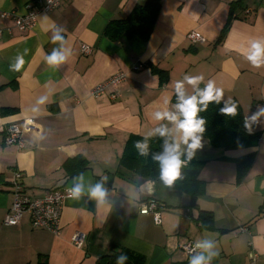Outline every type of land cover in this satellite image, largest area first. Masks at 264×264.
Listing matches in <instances>:
<instances>
[{
  "label": "crops",
  "instance_id": "1",
  "mask_svg": "<svg viewBox=\"0 0 264 264\" xmlns=\"http://www.w3.org/2000/svg\"><path fill=\"white\" fill-rule=\"evenodd\" d=\"M29 1L0 0V264H39L44 258L47 264H94L113 245L142 254L143 264H189L181 245L205 238L215 241L218 252L211 263L247 264L252 243L258 264H264V117L253 125L252 132H260L254 146L224 148L203 136L192 158L200 165L202 186L194 203L188 192L121 161L131 137L143 138L160 124L172 127L152 114L174 110L173 85L185 74H202L204 83L215 80L243 115L254 103L264 105V67H252L242 55L252 39L264 37V0H160L146 39L104 33L109 21L126 17L145 0H61L20 31L14 15L23 14ZM228 17L229 27L218 40ZM53 22L65 29L63 47L70 51L56 68L45 60L60 47L51 41ZM190 31L204 40L191 42ZM84 45L90 53L82 52ZM25 49L23 68L10 71L9 64ZM139 63L142 67L135 69ZM156 68L164 71V80ZM118 71L125 77L116 87L90 95ZM186 91L190 94L191 87L186 85ZM166 97H171L168 104ZM41 98H46L43 103ZM27 118L32 119L28 129L23 128ZM11 123L22 129L21 147L4 141ZM250 153V164L238 177L237 159ZM75 156L87 162L77 173V162L65 165ZM15 172L31 199L73 187L83 173L85 194L64 200L59 234L33 228L28 214L17 225L3 223L13 201ZM102 177H107L108 196L100 205L87 189ZM147 200L157 202L159 222L151 213H139ZM202 213L209 217L205 225ZM240 226L248 231H238ZM77 231L84 235L80 246L72 241Z\"/></svg>",
  "mask_w": 264,
  "mask_h": 264
},
{
  "label": "clouds",
  "instance_id": "2",
  "mask_svg": "<svg viewBox=\"0 0 264 264\" xmlns=\"http://www.w3.org/2000/svg\"><path fill=\"white\" fill-rule=\"evenodd\" d=\"M63 31L65 29L57 27L53 22L51 41L59 44L60 47H55L51 53L46 54L45 60L50 67L56 68L65 63L70 55V51L63 47L65 43V37L61 34ZM27 53L28 49H25L23 53H18L15 61L9 64V70L20 71L25 64L24 57ZM242 55L252 67H264V37L252 39ZM204 81L205 77L202 74H185L182 79L175 81L173 85V93L176 97L174 110H158L152 114L155 120L168 121L172 127L167 124H160L141 140L135 142L138 155L146 157L149 154V139L155 136L164 138L162 151L153 154L152 159L159 165V179L165 186H171L175 181L182 178L181 169L186 161L181 157L186 156L187 160H191L196 151L202 148L206 120L199 114L206 112L209 104L220 105L222 103L223 106L219 108V113L224 116L235 118L239 115L237 101L231 97L225 99L224 89L217 86L215 80L208 79L206 83ZM202 83H204L203 88L200 87ZM186 85L192 89L190 94L186 91ZM45 99L41 98L40 102L43 103ZM170 102L171 97H166L164 103L168 104ZM260 117H264V105H257V111L244 119V127L252 132L253 125L257 123ZM74 179L76 181L74 186L66 191L69 199L79 200L85 194L83 173ZM106 179L107 177H102L101 182L91 185L87 189L88 197L100 205L105 203L108 196V190L104 186ZM149 191H151V188H149ZM215 248V241L211 239L197 240L194 249L200 251L190 257L189 264H211L212 259L218 255ZM126 261H128V256L125 253H121L116 257V264H126Z\"/></svg>",
  "mask_w": 264,
  "mask_h": 264
},
{
  "label": "trees",
  "instance_id": "3",
  "mask_svg": "<svg viewBox=\"0 0 264 264\" xmlns=\"http://www.w3.org/2000/svg\"><path fill=\"white\" fill-rule=\"evenodd\" d=\"M159 6L160 0H145L143 3H138L126 17L109 21L104 28V33L111 38L124 34L127 37L138 36L142 39H146L152 32ZM229 21L230 17H228L226 23L222 27L218 40L224 37L229 27ZM155 71L160 74L163 80L165 79L166 76L164 71L158 68H156ZM163 74L164 78L162 76ZM200 87L203 88V86ZM174 101L176 102L175 96ZM222 106V103L220 105L211 103L206 112L199 114L206 120V131L203 136L208 138L215 146L224 148L254 146L260 136V132H249L244 127L243 113L239 104V115L235 118L220 114L219 108ZM141 139L142 137H131V139L128 140L121 161L129 163L135 171L141 174L159 177V165L152 159V156L162 151L163 138L155 136L149 139V154L146 157L138 155V151L135 147V142ZM251 157L252 154L250 153L237 159L238 177L244 174V171L250 164ZM181 158L186 161L181 169L182 178L175 181L172 186L181 191L188 192L191 195V203H194L196 195L202 191V186L197 178L200 165L193 159L187 160L186 156H182ZM76 162L79 165L76 167L74 173L80 172L86 167L87 162L81 156L73 157L72 160L66 161L65 165L70 166L72 163ZM202 212L205 213L204 211ZM203 213L200 215V219H202V225H205V221H209V217ZM121 253H125L128 256L126 264L144 263V256L142 254L125 247L113 245L105 254L100 255L94 264H116V257ZM39 264H47L46 258L39 261Z\"/></svg>",
  "mask_w": 264,
  "mask_h": 264
},
{
  "label": "built area",
  "instance_id": "4",
  "mask_svg": "<svg viewBox=\"0 0 264 264\" xmlns=\"http://www.w3.org/2000/svg\"><path fill=\"white\" fill-rule=\"evenodd\" d=\"M61 0H30L27 3L26 10L23 14L14 15L16 27L20 31L29 30L36 22L37 17L40 13L48 12L55 8ZM5 14V13H2ZM187 38L191 42H202L204 39L202 35L197 31H190L187 33ZM91 49L89 46H82V52L90 53ZM142 67L139 63L135 66V69ZM125 77V73L118 71L107 78L105 81L97 84L90 90L91 96H99L104 93V90L108 86L116 87ZM116 95L111 93L112 98ZM257 105H262L261 103H254L251 110L243 115V121L246 117L251 116L257 111ZM32 127V119L27 118L23 121V128ZM5 143L8 145H16L21 147L23 145L22 141V129L16 123H11L5 128ZM21 174L15 172L14 177L11 180L13 187V201L3 218V223L5 225H17L22 219L24 214H28L31 226L33 228H41L50 231L53 234H59L61 231L60 215L63 208L64 200L68 198L67 189L71 188L69 186H64L62 188L51 189L45 192L41 197L38 198H28L22 192V186L20 184ZM158 204L154 200H147L142 202L139 207V213L153 215V220L159 222V212ZM240 232H247L246 226H240L238 228ZM84 235L83 233L77 231L72 235V241L76 246H80L83 243ZM194 244L192 241H186L181 245L187 256L191 257L196 255L198 249H194ZM250 244V249L247 252V264H258L259 253ZM214 264V263H211ZM222 264V263H217Z\"/></svg>",
  "mask_w": 264,
  "mask_h": 264
}]
</instances>
